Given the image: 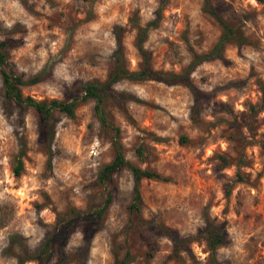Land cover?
I'll use <instances>...</instances> for the list:
<instances>
[{"label":"rangeland","instance_id":"rangeland-1","mask_svg":"<svg viewBox=\"0 0 264 264\" xmlns=\"http://www.w3.org/2000/svg\"><path fill=\"white\" fill-rule=\"evenodd\" d=\"M210 1L249 45H230L225 61L197 66L190 75L196 94L157 80L113 87L108 118L120 128L126 159L165 179L140 182L139 213L130 211L134 179L123 168L107 186L104 218L90 220L106 194L99 170L113 158L112 132L100 130L93 100L79 104L73 119L54 112L49 143L40 115L7 99L0 79V264L32 255L72 210L87 219L75 221L48 264H113L125 252L131 264H213L200 234L207 220L224 231L216 264H264V2ZM161 5L145 48L154 70L179 74L191 50L208 52L220 35L204 0H0V38L16 74L39 76L22 88L25 96L70 100L106 79L116 25L126 29L128 67L137 70L129 18L136 13L144 25ZM21 138L26 151L15 177ZM13 235L20 244L10 242Z\"/></svg>","mask_w":264,"mask_h":264},{"label":"trees","instance_id":"trees-1","mask_svg":"<svg viewBox=\"0 0 264 264\" xmlns=\"http://www.w3.org/2000/svg\"><path fill=\"white\" fill-rule=\"evenodd\" d=\"M258 3H263L264 0H256ZM162 5L159 6L154 17L145 23H140V19L136 13L130 18L128 25L135 31L134 47L139 55V63L137 70H131L128 67L127 56L123 43L125 27L116 25L113 29V35L115 40V48L112 53V64L108 71L107 77L104 81H92L86 83L82 87V94L76 96L70 100H36L31 96H25L22 88L28 85L35 84L39 81V76H35L31 79H24L21 75H18L12 69V64L9 61V55L7 51V44L0 38V79L4 90V95L7 99L13 101L15 104L32 108L43 120V131L46 136V140L50 143L54 137V130L51 124V118L54 112L58 111L64 114L66 117L73 119L75 117V111L79 104L93 100L94 114L99 123L101 131L110 130L112 132L110 138V144L113 152L112 160L103 165L99 170L97 180L98 183L104 188L105 197L102 204L93 212L92 221L102 220L107 213L112 203V194L108 189V184L119 170L128 169L134 179L133 185V198L130 206L131 213H139L141 204V194L139 184L142 180H165L159 174L137 167L128 161L124 154V148L121 142L120 128L115 126L108 118V104L110 99L113 98V87L121 81L130 82H142L146 80H157L170 85H182L187 87L192 93H195V87L190 82L191 72L200 64L210 62L214 60L225 61L224 51L230 45L244 46L249 45V41L244 35L241 27L234 22L226 19L221 13L213 7L210 0H204L203 12L209 15L218 24L220 28V35L211 47V49L203 54H199L191 50L192 59L190 64L185 70L179 74L159 72L152 68L150 53L145 48L148 35L152 30L158 28L162 19ZM2 33V27L0 25V36ZM196 94V93H195ZM19 151L15 157V165L13 167V175L19 177L23 170V157L26 151V144L21 138L19 140ZM137 155L142 157L144 155V148L139 147L137 149ZM223 164H226L225 158H221ZM228 195V191L226 192ZM87 213H81L76 210H72V215L63 218L59 221L53 231L49 234L42 245L34 251L32 255L26 252L25 258L17 257L20 263L26 261H35L37 264H48L54 254V248L57 245L66 244L67 239L73 229L76 220L84 221L87 218ZM176 243H182V241L176 238L172 233H168ZM204 238L208 250L211 254L213 264H216V251L224 244V231L220 230L211 221L207 220L205 228L200 233ZM10 242L20 244V237L13 235L10 237ZM134 261V257L125 252L121 258L115 257L113 264H131ZM63 260H59L57 264H63ZM82 264H86L83 262Z\"/></svg>","mask_w":264,"mask_h":264}]
</instances>
